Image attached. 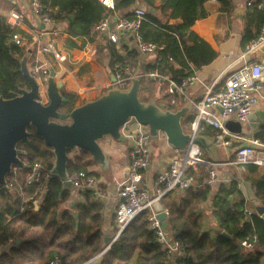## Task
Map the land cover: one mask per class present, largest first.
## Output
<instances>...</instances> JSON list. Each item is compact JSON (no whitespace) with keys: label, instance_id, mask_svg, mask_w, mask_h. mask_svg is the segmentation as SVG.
Listing matches in <instances>:
<instances>
[{"label":"trees","instance_id":"1","mask_svg":"<svg viewBox=\"0 0 264 264\" xmlns=\"http://www.w3.org/2000/svg\"><path fill=\"white\" fill-rule=\"evenodd\" d=\"M210 0H114L115 9L127 15L131 6L140 2L147 8L156 9L159 16L146 13L140 29L143 41L163 45L162 56L170 55L174 63L162 62L148 65L144 72L170 75L179 83L189 73H184L188 64L200 68L211 63L215 52L199 40L189 28L195 21L206 17L204 4ZM223 11L229 13L230 0H218ZM49 10V15L59 20V13L68 11L73 20L66 25V33L71 37H85L102 18L104 8L99 0H41ZM247 23L243 31L242 44L245 45L260 35L264 27V2L256 0L246 15ZM254 27V31L252 28ZM12 30L0 16V97L11 99L19 95L21 89L28 90L27 82L20 73V60L24 51L10 40ZM134 55L137 51L133 49ZM63 113L70 112L71 104H61ZM171 110V109H167ZM193 116L189 117L192 121ZM29 142H19L17 149L23 153L20 159L24 168L18 171L23 182L28 168L39 162L47 173L53 168L55 157L50 147L29 127ZM199 133L215 136L217 130L204 126ZM264 132L257 134L262 139ZM68 162V174L86 171L84 157ZM188 174L197 185L206 177L201 172L196 178L191 169ZM245 178L250 182L255 198L264 206V168L247 165ZM42 186V189H39ZM39 189V190H38ZM209 188L199 187L192 193L169 191L158 202L168 210L167 229L183 247L184 256L173 264H262L264 257V220L252 212L244 217L245 199L236 181L221 184L212 198V217L216 224L214 233L203 231L199 219L193 212L194 205L206 198ZM36 195L30 199L34 193ZM82 201H73L70 188L64 186L56 176H49L39 185L24 187L21 192H7L0 188V264H84L100 256L92 264H171L165 250L156 240L150 228L149 212H141L116 237L105 251L110 241L105 242L103 234L102 205L93 198L91 192H79ZM116 234L115 217L111 223ZM225 232L227 235H223ZM245 243V246H243Z\"/></svg>","mask_w":264,"mask_h":264},{"label":"built area","instance_id":"2","mask_svg":"<svg viewBox=\"0 0 264 264\" xmlns=\"http://www.w3.org/2000/svg\"><path fill=\"white\" fill-rule=\"evenodd\" d=\"M23 1L36 19L37 25H43V28L36 26L29 30L26 35L18 32L25 23L24 14L16 9L19 0H8V4L13 8L4 15V19L12 30L10 40L27 55L26 65L28 63L29 74L36 81L39 94L42 88L44 90L46 88L50 71H54L50 60L55 65L62 66L71 59L60 44V40L64 36L70 37L80 44L81 56L79 61L85 62H89L97 56V47L91 42L92 39L97 36L105 38L115 56L112 72L114 81L107 83V91L113 87L127 91L131 86V81L138 79L137 96L141 102V97L150 96L159 86L160 97L167 100L168 104L174 105L177 96H185V89L199 82L194 75H190L177 83L174 80L164 79L156 72L139 71L132 64L130 56L134 55L133 49L142 55H154L155 66L164 61L168 64L174 63L170 55H161L164 50L163 45L143 41L140 33L146 15L143 8L136 7L127 15H120L115 9L114 0H99L105 11L102 18L91 28L87 36L71 37L59 25L70 23V17L74 16L73 14L62 11L59 13L60 19L55 20L49 15V10L42 4L41 0ZM247 5L249 6L250 3H247ZM129 42L134 45L132 50L122 52V44L126 45ZM262 46H264V28L256 39L245 45L243 56H251L260 50ZM54 73L57 74L55 71ZM260 97H264V61L254 60L233 71L220 90L216 92L209 88L205 90L201 100L194 105L195 113L193 120L190 122V134L196 135L200 125H206L217 130V134L214 136L215 142H220L222 146L228 145L226 141L229 137L239 136L240 134H233L226 130L225 123L227 121H234L241 125L248 123V116L253 113ZM216 112H218V115ZM130 121L135 122V127H130L125 133V137L122 135L125 139L124 142L127 144V157L130 165L125 179L118 189V201L114 210L116 237L141 212L148 211L150 228L154 231L161 248L166 251L170 263L173 264L177 258L184 256L183 247L172 237L168 229L165 230L162 227L153 205L169 191L179 190L183 193H192L199 187L209 188L217 178L215 165L201 161L200 153L197 156L190 155L193 146L191 139L186 151L173 158L168 169L157 177L155 182L157 189L155 194L151 196L142 182V172L147 169L150 163V153L145 145L147 134L143 131L144 127L134 119H129L125 126ZM78 150L76 149L73 153ZM76 158L73 157L70 160L69 157L68 162L73 163ZM195 164L207 167L206 178L199 185L187 173L190 166ZM227 165L237 166L243 173L246 172L247 165L264 168V139L255 138L248 145L237 148L232 162L227 163ZM17 170L18 168H12L11 173L7 176L6 185L2 187L9 193L15 190L21 192L24 187L39 185L50 174L44 170L39 162H35L28 168L24 180L21 182L18 176L19 170ZM67 181L75 192L89 191L95 200L102 199L98 179L95 175L87 171L67 173ZM42 188V186H39V189ZM35 195L36 192L30 199ZM162 211L167 217L168 210L162 209ZM251 215V211H244V217H250ZM108 246L105 251L109 248ZM243 246H245V243H243ZM90 262L91 260L84 264H90ZM50 264H57V262L53 261Z\"/></svg>","mask_w":264,"mask_h":264},{"label":"crops","instance_id":"3","mask_svg":"<svg viewBox=\"0 0 264 264\" xmlns=\"http://www.w3.org/2000/svg\"><path fill=\"white\" fill-rule=\"evenodd\" d=\"M2 1L8 3L6 0ZM255 2L256 0H230L229 13L227 14L223 11V4L221 2L218 0H210L204 4V9L207 13L206 17L195 21L189 28L190 32H192L199 40L206 43L215 52L216 57L211 63L200 68H195L193 65L188 64V67L184 69L185 74L189 73L188 76L194 75L199 81L193 86L185 89V96H177L174 104L175 108L177 107L179 109L186 107L188 110L181 119V124L185 127V131L187 133H190L189 123L191 121H189V117L194 116V105L201 100L207 88L216 92L224 87L229 75L233 71L254 60L264 61V46L251 56H243L246 44H242V36L247 23L246 15ZM247 3H250V5L248 6ZM159 4L160 0H156L155 5L158 6ZM136 7L143 8L146 13H150L153 16H159L156 9L147 8L140 2L135 3L127 10L130 12ZM11 8L13 7L11 6ZM16 9L22 12L25 16L24 26L18 30V32L22 35H26L29 30L39 26L23 0H19V5ZM7 12L1 13L0 16L4 18V15ZM118 14L122 15L119 12ZM71 21L72 20L70 19V22ZM67 24L68 23H65L63 25L61 23L59 27L65 30ZM263 28L264 27H262V29ZM262 29L260 34L262 33ZM252 31H254V27L252 28ZM91 42L97 47V56L89 62L79 61L81 56L80 44L76 43L72 38L66 36L60 40V44L71 57L70 61L62 66H57L50 60L53 70L57 73L55 75L56 81L63 82L60 94L62 97L67 99V103L71 104L73 108L78 107H74V102L78 103V99L80 97H85V94L88 91L87 87H89L91 82L90 79L93 76V71L99 72V79L102 82L98 96L107 91L106 85L111 81V75H113L112 72L115 56L112 53V48L106 43L104 37L97 36L92 39ZM133 47V43L130 42L128 44L126 43V45L122 44L121 51L129 52ZM130 58L136 69L142 72H144L146 66L154 65L155 60L154 55H142L139 52L137 55L130 56ZM172 65L175 69H180L179 65L175 63H172ZM27 67H29L28 63ZM158 75L164 79L174 80L170 75ZM103 76L105 78H103ZM158 90L159 86L150 96L148 95L145 97L151 98L154 95H157L161 101L168 104L167 100L160 97ZM88 100L90 99H83L82 101L84 102H82V104ZM82 104L80 103L77 105ZM172 107L173 105H170V108L164 109L167 110ZM216 114L218 115V112H216ZM253 114L255 116L254 120L243 124L241 134L239 136L229 137L228 145L226 146H222V144L218 141L215 142L214 136L210 137L199 133L201 127L206 125H200L197 130L196 135L201 138L202 143H193V146H195L194 156H197L198 153H200L201 161H206L215 165L214 169L217 173V178L209 187L206 198L193 207V212L199 219L201 232L206 231L212 234L217 229L215 221L212 217L211 201L217 194L221 184L227 185L231 181L237 182L238 188L242 192L245 199V211L249 210L256 213V208L258 206H262L255 198L250 182L245 178V172H241L237 166L227 165V163L232 162L234 152L237 148L248 145L252 139L257 138V134L264 132V121H261L259 117V115H264V97L259 98L258 104L253 110ZM130 127H135L134 121H130L121 129V134L124 137ZM143 131L147 134L145 145L150 153V163L147 169L142 172V182L146 186L149 194L152 196L155 194L157 189L155 184L157 177L168 169L169 163L173 158L183 152H179L170 146L163 133H159L157 137H151L147 127H144ZM263 139L264 136L260 140ZM99 145L101 149L110 157L109 168L105 169L100 167L93 161L89 154L84 157L83 164L85 170L95 175L98 179V186L102 194V199L98 202L102 205L101 216L103 219V234L109 239V241H113L117 233L114 235L111 223L114 218V210L118 201V189L125 179L130 161L127 157L126 142H119L111 137H105L99 142ZM81 151L82 150L79 149L76 153L72 152L69 154L70 160L73 159V157H81ZM200 166V169L198 167L191 169V172L194 173L196 178L200 176L201 172L206 173L207 171V167L203 165ZM70 190L74 193L73 201H82V196L79 192H75L71 187ZM174 192L175 194L181 193L179 190H174ZM99 257V255L94 257L90 264L96 262ZM261 263L264 264V257L261 259Z\"/></svg>","mask_w":264,"mask_h":264},{"label":"water","instance_id":"4","mask_svg":"<svg viewBox=\"0 0 264 264\" xmlns=\"http://www.w3.org/2000/svg\"><path fill=\"white\" fill-rule=\"evenodd\" d=\"M70 19L73 20V16ZM26 61L27 55L24 54L20 60V73L29 89H21L19 95L11 99L0 97V188L6 185L12 168H18L19 171L24 168L20 159L23 152L16 146L19 142H29V127L52 149L55 161L50 175L56 176L67 188L71 187L66 171L69 153L80 149L100 167L108 169L110 157L101 149L99 142L105 137L124 142L121 129L129 119L147 127L151 137L163 133L167 143L179 152L188 148L191 139L193 143H202L200 137L187 133L181 124L187 108L166 110L153 101L141 102L137 96L138 79L131 81L127 91L113 87L99 98L63 113L59 109L61 104L67 103V99L60 94L63 82L56 81L54 71H50L44 95L39 94L38 85L29 74ZM111 81H114L113 75ZM259 117L264 121V115ZM254 118L253 113L248 116L249 121ZM224 126L233 134L242 132V125L237 122L227 121ZM153 208L166 230V216L160 203H155ZM256 214L264 220V206H258ZM222 234L229 236L225 232ZM105 242H108V238Z\"/></svg>","mask_w":264,"mask_h":264},{"label":"rangeland","instance_id":"5","mask_svg":"<svg viewBox=\"0 0 264 264\" xmlns=\"http://www.w3.org/2000/svg\"><path fill=\"white\" fill-rule=\"evenodd\" d=\"M11 8V6L7 3V2H5V1H2V0H0V14L1 13H4V12H7L9 9ZM139 8H141V7H139ZM31 13V12H30ZM29 13V14H30ZM31 15V14H30ZM99 74V72H95V71H93V73H92V78L90 79L91 80V82H90V85H89V87H87V92H86V94H85V97L84 96H82V97H80L79 99H78V103H75L74 102V107L75 106H80V105H77V104H82V102H84V101H82L83 99H85V98H88V99H90V100H88V101H91V100H95V99H97V98H99L100 96H98V93H99V90H100V87H101V80L99 79L100 78V75H98ZM103 78H105L104 76H103ZM103 80V79H102ZM106 92H104L103 94H105ZM41 94L42 95H44V89L42 88V90H41ZM102 94V95H103ZM90 97V98H89ZM141 100H142V102H149V101H153L156 105H158L159 107H161V108H170V105H168L166 102H164V101H161L160 100V98H158V96L157 95H154L153 97H151V98H147L146 100H145V98H143V97H141ZM75 101V100H74ZM77 101V100H76ZM87 102V101H86ZM175 105H173V107L171 108L172 110H176V109H178L177 107L175 108L174 107ZM124 127V126H123ZM184 151H186V149L184 150ZM71 154V153H70ZM190 155L191 156H194L195 155V146H193V148H192V150L190 151Z\"/></svg>","mask_w":264,"mask_h":264},{"label":"bare ground","instance_id":"6","mask_svg":"<svg viewBox=\"0 0 264 264\" xmlns=\"http://www.w3.org/2000/svg\"><path fill=\"white\" fill-rule=\"evenodd\" d=\"M226 142H228V139H227V141Z\"/></svg>","mask_w":264,"mask_h":264}]
</instances>
